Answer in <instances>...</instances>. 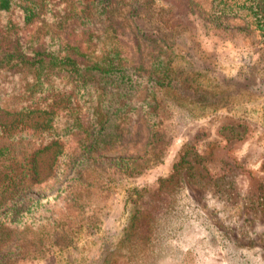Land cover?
<instances>
[{"label":"rangeland","instance_id":"1","mask_svg":"<svg viewBox=\"0 0 264 264\" xmlns=\"http://www.w3.org/2000/svg\"><path fill=\"white\" fill-rule=\"evenodd\" d=\"M11 4L0 11V52L73 54L108 75L141 67L150 85L153 58L163 60L167 135L151 140L135 100L116 97L97 145L89 120L66 113L107 112L108 86L103 105L57 102L52 121L3 102L0 145L30 163L0 209V264H264V42L250 3Z\"/></svg>","mask_w":264,"mask_h":264},{"label":"trees","instance_id":"2","mask_svg":"<svg viewBox=\"0 0 264 264\" xmlns=\"http://www.w3.org/2000/svg\"><path fill=\"white\" fill-rule=\"evenodd\" d=\"M246 1L250 3V12L256 16L257 27L261 31L262 42H264V0ZM11 8V0H0V11H9ZM32 53L28 54L18 47H13L9 52H0V109L5 108L3 102H8L13 108L11 112L31 115L43 111L49 114V121H52L53 115L57 112L55 105L66 103L64 102L66 99L78 102L80 98H84V104L99 102L103 105L100 92L104 86H108L110 95H104L108 99L107 112L98 109L97 116L93 117L84 114L83 109L80 110L77 105V110L67 112L66 116L79 115V121L85 116L90 122L85 126V131L95 136L94 142L98 145L100 137L96 134L99 127L97 122L103 121L106 116L105 122L113 117L110 112L115 110L116 105L120 103L116 97L123 100L134 99L135 102L131 100L130 104L136 105L133 110L138 111L139 115L135 118L139 121V126H149L147 129L151 140L154 138L163 140L166 137L159 111L162 106L157 93V88L168 79V65L163 60L156 61V58H153L152 70L149 73L155 83L150 85L149 76L141 73V67L134 68L130 72L124 70L122 74L112 72L108 75L102 71L95 72V69L101 65L100 61H91L87 65L73 54L54 58L39 50ZM147 70L143 71L147 72ZM8 77H10V82L16 83L18 80L19 84H14V88L6 87L7 80L5 79ZM155 143V146H158L157 142ZM160 153L162 152L156 153L157 161ZM29 163L17 158L12 147L0 145V209L12 202L10 199L17 193L16 187L21 183L23 175L28 174L26 166ZM30 169L35 170L34 162Z\"/></svg>","mask_w":264,"mask_h":264}]
</instances>
